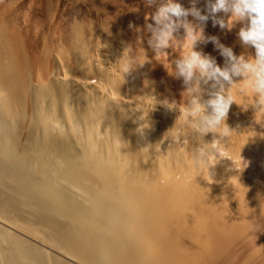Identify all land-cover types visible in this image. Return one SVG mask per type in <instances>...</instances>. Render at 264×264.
Masks as SVG:
<instances>
[{
	"label": "bare ground",
	"instance_id": "bare-ground-1",
	"mask_svg": "<svg viewBox=\"0 0 264 264\" xmlns=\"http://www.w3.org/2000/svg\"><path fill=\"white\" fill-rule=\"evenodd\" d=\"M33 1L0 0V264H264L262 242L242 263L225 261L264 222V126L255 111L231 106L235 132L216 136L230 159L209 169V182L191 150L168 137L179 111L150 109L152 96L183 103L182 81L170 73L187 49L155 60L150 34L129 28L153 23L146 0L69 6L47 32ZM239 27L209 21L205 35L254 55ZM127 45L151 62L123 79L117 61ZM195 50L223 67L212 43Z\"/></svg>",
	"mask_w": 264,
	"mask_h": 264
},
{
	"label": "clouds",
	"instance_id": "clouds-1",
	"mask_svg": "<svg viewBox=\"0 0 264 264\" xmlns=\"http://www.w3.org/2000/svg\"><path fill=\"white\" fill-rule=\"evenodd\" d=\"M188 4L185 7L179 0H146V6L154 9L150 13L153 23L146 22L143 28H138L130 22L129 28L138 34H150L147 44L155 53L156 61H168L166 50L169 48L175 50L183 45L187 49L172 61L175 67L170 73L182 81L183 103L148 98L150 109L158 104L165 113L179 111L168 137L173 144L191 150L197 175L203 174L211 182L209 169L221 158H229L223 154L225 146L216 136L230 138L235 132L226 123L231 106L235 103L244 111L251 107L256 121L264 126V0H204L203 8L198 7L200 0H188ZM148 19L146 16L145 20ZM209 21L221 30L231 31L240 25L239 43L245 50L254 49V55H236L217 36H206ZM137 40L141 43L143 35H138ZM208 43L223 57V67L218 66L215 57L195 50ZM141 49L138 57L131 45L124 47L117 61L123 79L137 67L151 62ZM164 67L168 69L171 65ZM237 78L240 79L237 81ZM205 91L208 99L203 100ZM209 133L213 139L205 142L203 138Z\"/></svg>",
	"mask_w": 264,
	"mask_h": 264
},
{
	"label": "rangeland",
	"instance_id": "rangeland-1",
	"mask_svg": "<svg viewBox=\"0 0 264 264\" xmlns=\"http://www.w3.org/2000/svg\"><path fill=\"white\" fill-rule=\"evenodd\" d=\"M114 5L119 6L121 8H133L134 0H113ZM33 3H38L44 10V21H43V27L45 28V31L47 32L48 26L52 23V20L54 17H56L61 12H64L67 10L69 6H76L79 8H84L87 3H89L90 7H98V3L96 0H54L53 3H51V0H34ZM102 39L107 38V34H102ZM239 242L235 241L233 250H236L239 252V255L234 258V254L230 253L229 255L225 256L226 262L233 261L234 263H242L244 261L243 257L247 254L246 250H253L257 248L255 245H260L262 242V250H264V222H256V229L255 231L248 232L245 234V236L241 239H238ZM244 245H247V248H244ZM261 247L257 249H261ZM246 249V250H245ZM261 252V251H260Z\"/></svg>",
	"mask_w": 264,
	"mask_h": 264
}]
</instances>
